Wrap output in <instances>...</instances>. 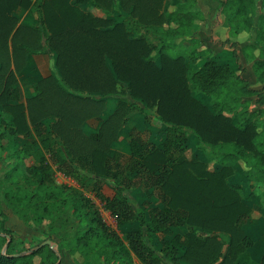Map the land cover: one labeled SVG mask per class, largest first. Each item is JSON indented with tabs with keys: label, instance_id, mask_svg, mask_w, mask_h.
Instances as JSON below:
<instances>
[{
	"label": "trees",
	"instance_id": "1",
	"mask_svg": "<svg viewBox=\"0 0 264 264\" xmlns=\"http://www.w3.org/2000/svg\"><path fill=\"white\" fill-rule=\"evenodd\" d=\"M259 1L219 0L218 10L231 32L257 29L262 40ZM197 2L183 0L165 11V0H0V150L11 149L12 159L5 174L8 207L27 223L46 222L55 230L77 222L55 246L15 250L0 200V264H61L63 250L79 264H136L135 256L143 264H264V256L256 260L250 251L257 240L241 228L256 221L251 203L264 205V109L250 110L252 97L264 103V85L252 87L241 61L234 69L210 49L184 43L204 19ZM85 4L106 18L87 12ZM19 7H39L42 14L34 25L19 23ZM35 37L44 39L61 74L35 84L29 109L17 74L36 49ZM260 45L248 44L260 47L254 67L264 79ZM118 85L128 87L129 98L103 114ZM128 106L154 108L162 125L148 135L132 129L126 150H111L130 117L122 111ZM89 117L99 125L86 135L81 125ZM45 118L56 120L47 124ZM192 138L206 160L179 156ZM242 162L243 173L254 177L250 187L260 193L234 180ZM56 170L78 184L58 182ZM105 184L112 196L103 193ZM88 192L105 203L118 229ZM182 226L188 227L186 244L175 234ZM158 234L167 237L160 247L154 245Z\"/></svg>",
	"mask_w": 264,
	"mask_h": 264
},
{
	"label": "rangeland",
	"instance_id": "2",
	"mask_svg": "<svg viewBox=\"0 0 264 264\" xmlns=\"http://www.w3.org/2000/svg\"><path fill=\"white\" fill-rule=\"evenodd\" d=\"M181 0H165L164 10L167 11L174 7V5ZM201 6L206 10L208 13L207 20L204 22L202 21L199 25L194 26L195 32L192 36H200L202 46H211L214 50L216 47H219L224 50H222L219 53V57L221 61H228L232 58L233 65H236L235 63V57L233 55V49L232 45L241 46L243 43H247L250 41V37L247 34H244L241 42L238 43L237 36L240 34L231 33L230 30H228L226 27L230 28V25H224L221 23H217L218 17H216L215 6H216V0H201ZM36 5H38L36 3ZM39 7H34V10H32V14H34V20H36L42 13L40 11ZM82 8H84L87 12H90L91 14L98 16V17H104L106 18L105 13L91 5V4H85L82 5ZM23 11V10H21ZM17 10L15 11V13ZM214 12V15L211 16V13ZM262 14L261 7L259 6L258 13L255 17V20L257 21ZM32 18V17H27ZM221 19H223V16H221ZM29 20V19H28ZM33 20V19H32ZM27 23V22H25ZM226 24V20H225ZM228 34L231 35L230 37L227 36ZM226 36V37H225ZM37 42H40L36 45V49L34 52H31L27 56V64L25 67L18 72L17 79L18 83L23 88L25 97V103L28 100L29 105V99L32 98L34 95H36V90L34 89L35 84L38 83L43 78H47L49 76L59 77L60 76V68L57 65V59L55 56L52 55V53L49 51V49H45L44 43L42 41L44 39H41L40 37H36ZM197 38V37H196ZM39 40V41H38ZM42 43V44H41ZM185 43L187 45H190L192 43V37L188 38ZM28 45V44H27ZM35 45H30L32 48ZM221 46V47H220ZM230 48V49H229ZM242 53V51H241ZM8 64L12 65V57L9 56ZM14 68V66H12ZM235 67V66H234ZM247 75L246 73L244 74ZM262 83L264 84V79L257 82V86H261ZM127 89V92L123 89V85H118V92L115 94L109 95L106 97V100L104 101L105 107L102 109L103 114L111 115L115 113L119 109V100L121 98H129L130 93L128 92V87L125 86ZM254 98V97H253ZM31 103V101H30ZM253 105V106H251ZM250 105L251 111H256L258 106L254 104L253 99L252 103ZM29 109L31 107V104L28 106ZM34 112L36 113V110L39 109V105L34 103ZM124 112V116L127 114L130 115L129 119H127L126 123L121 127V136L119 139L115 140L111 144V150H117L122 151L126 150L127 146L126 143L128 141V134L130 133V130L132 129H139L141 131H144L143 134L148 135L147 131L148 129H152L154 131H157L162 123L160 120L153 116L152 113H154L155 109H149L145 110L144 112L141 111L138 107L134 106H128L126 109L122 110ZM147 114V118L145 115ZM60 118V117H59ZM58 118V119H59ZM56 119L54 118H45L44 122L47 124H50L51 122H55ZM63 120L60 122L62 123ZM98 121L95 119V117H89L87 118L83 124L81 125L82 131L86 135H90L94 133L98 129ZM24 140L20 138L18 141L14 142L12 144L13 147L20 146ZM197 140L195 138H192V145L191 147L187 148L185 151H182L179 156L181 158L186 159H203L206 160L207 156L204 154V151L199 150L197 147ZM11 149L8 150H0V200L3 203V206L5 208V211L8 214V220L6 222V226L11 228L14 232V243L13 248L15 250H23L27 248H36L38 245H40L42 242L46 240H51L52 244H57L61 241V238L59 236L60 233L66 232L67 230L74 232V227H72V224L77 225L76 221H68L66 225H63L59 227L57 230L54 228L49 227L46 222L40 224V225H34L33 223H27L23 219L19 217V215L10 207H8V201L6 200L5 193L11 189V185L6 181L5 174L9 170V168L12 166V159H11ZM210 167H213V163H210ZM236 171L233 176L234 180L238 183L243 184L246 186V190H250L249 185L251 184L254 177H251L244 172V170H247L246 165L244 162L242 164L240 163V166H236ZM54 178L58 182H62V178L60 176V171L56 170L54 173ZM74 184H78V182L73 179ZM255 187H257L255 185ZM259 189V188H258ZM103 193L106 196H112L113 190L108 186L104 185L102 189ZM260 191V190H259ZM132 192L137 194L140 199L144 200L143 196L140 195V192L137 189H133ZM33 193V192H32ZM34 194V193H33ZM88 194L96 201L99 208L101 209L103 218L106 220L107 223H109L112 227L115 229L117 227V222L113 214L109 209L106 208L105 203L100 199V197L96 196L94 193L88 192ZM34 198H37V195H34ZM37 199H32V203L35 202ZM258 221V220H257ZM264 224L263 219H259L258 223H254L253 225H249L247 222L242 223L241 228L242 230L247 233L246 235L252 236L255 235H262L263 230L261 228V225ZM120 230V229H119ZM202 230L203 235H208L211 233L209 230ZM188 231L187 226L182 227H175V234L180 235V244H186L187 237L186 232ZM174 234V235H175ZM167 239L164 235H156L154 239V245L157 247H160L163 245L164 241ZM171 239H173V236H171ZM224 250H226V244L224 245ZM135 262L136 264H143L138 257L135 256ZM61 264H79L76 261V258L74 256H71L66 250H63L62 254V262ZM189 264V263H184ZM191 264V263H190Z\"/></svg>",
	"mask_w": 264,
	"mask_h": 264
},
{
	"label": "crops",
	"instance_id": "3",
	"mask_svg": "<svg viewBox=\"0 0 264 264\" xmlns=\"http://www.w3.org/2000/svg\"><path fill=\"white\" fill-rule=\"evenodd\" d=\"M34 2L36 1V0H33ZM181 1H183V0H181ZM181 1H179V2H181ZM201 0H198V2H197V6L200 8V10L204 13V19H203V21L205 20H207V17L209 16L208 15V13L206 12V10L201 6ZM178 3V2H177ZM176 3V4H177ZM216 6H215V13H216V17H218V20H217V23L219 24V23H221V24H223V26L224 25H226L227 26V24H225V15L224 14H222V13H220L219 12V10H218V5H219V0H216ZM176 4L174 5V7L173 8H171V9H169V10H172V9H174L175 8V6H176ZM259 6L261 7V10H262V13L264 12V0H260L259 1ZM21 10H23V11H21ZM214 12L213 13H211V16L212 15H214ZM17 15L20 17V21H19V23H21V22H27V24H29V25H34L35 23H36V21L34 20V14H32L31 15V13H32V10H29V9H24V8H22V7H19L18 9H17ZM221 16H223V19H221ZM27 17H32V18H27ZM29 19V20H28ZM33 19V20H32ZM204 21V22H205ZM202 22V21H201ZM200 22V23H201ZM199 23V24H200ZM199 24H197V25H199ZM196 26V25H195ZM228 30H230V32H231V27L230 28H228V27H226ZM193 31H194V33L196 32L195 31V29L193 28ZM193 33V34H194ZM197 33V32H196ZM232 33V32H231ZM236 34H240L239 36H237L236 38H237V41H238V43H242L241 42V39H242V37H243V35L244 34H247L249 37H250V41L249 42H247V43H243L241 46H235V45H232V49H233V55H234V57H235V63H236V65H233V63H232V58L230 59V60H226V61H221L220 60V57H219V53L222 51V50H224V49H222V47L221 48H219V47H216L215 48V50L211 47V46H205V47H203L202 46V42H201V39L199 38L200 36H190V37H192V43L190 44V45H187L185 42V44L187 45V46H189V47H193V44H194V42H196L197 43V47L199 48V49H201V50H203V49H206V48H208V49H210L211 51H212V53L214 54V55H216L217 57H218V60L221 62V63H229L234 69H238V67H239V61H241L242 62V64L245 66V71H243V73H242V76L244 77V78H246V79H248L249 81H250V83H251V85H252V87H254V88H261L264 84L262 83V85L261 86H257L256 84H257V82H259V73H258V71H255V61L257 60V58H259V55H260V47L259 46H257V47H252V46H248V44H258V42H260V46H264V39H262V40H259L258 39V35H257V29H254L253 31H246V30H243V31H241V32H239V33H236ZM227 36L228 37H230L231 35H229L228 34V31H227ZM190 37H188V38H190ZM226 37V36H225ZM187 38V39H188ZM37 38L35 37V38H33L32 40H30L34 45L35 44H38V43H40V42H37V40H36ZM186 39V40H187ZM185 40V41H186ZM39 41V40H38ZM42 43H44V40L42 41ZM246 46V47H245ZM230 49V48H229ZM241 51H242V53H241ZM236 53L238 54V56L236 55ZM235 66V67H234ZM247 74L246 76L244 75V74ZM260 80H263V79H261L260 78ZM252 99H253V102H254V104H256L257 106H258V108H256L257 110H261V109H264V103H259V102H257L256 101V99H255V97L253 98H251V103H252ZM251 105V104H250ZM251 106H253V105H251ZM262 117H264V114L262 115ZM72 178V177H71ZM73 179V178H72ZM73 185H76V184H73ZM106 185V184H105ZM109 186V185H108ZM110 187V186H109ZM111 188V187H110ZM249 188H250V190H254L255 191V193H260V191H259V189H258V187H250V185H249ZM112 189V188H111ZM247 189V188H246ZM113 190V189H112ZM249 190V191H250ZM113 193H114V191H113ZM113 195V194H112ZM251 206H252V208H253V213H252V215H253V217H254V219L256 220L254 223H258L259 222V219H263V221H264V205L263 206H259L257 203H255L254 201L251 203ZM258 220V221H257ZM249 225H253L254 223H251V222H247ZM261 228H264V224L263 225H261ZM263 230V229H262ZM252 236H254L255 237V239L257 240L254 244H253V246L250 248V251H251V254H252V257L253 258H255L256 260H261L262 259V257L264 256V239H262V238H260L261 236L260 235H255V234H253Z\"/></svg>",
	"mask_w": 264,
	"mask_h": 264
},
{
	"label": "built area",
	"instance_id": "4",
	"mask_svg": "<svg viewBox=\"0 0 264 264\" xmlns=\"http://www.w3.org/2000/svg\"><path fill=\"white\" fill-rule=\"evenodd\" d=\"M60 176L62 178V182H67V183H70V184H74L73 183V179L70 176L65 175L61 171H60Z\"/></svg>",
	"mask_w": 264,
	"mask_h": 264
},
{
	"label": "water",
	"instance_id": "5",
	"mask_svg": "<svg viewBox=\"0 0 264 264\" xmlns=\"http://www.w3.org/2000/svg\"><path fill=\"white\" fill-rule=\"evenodd\" d=\"M43 244H51V246H55V244H52L51 240H46V241L42 242L40 245H43Z\"/></svg>",
	"mask_w": 264,
	"mask_h": 264
}]
</instances>
